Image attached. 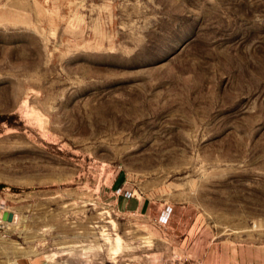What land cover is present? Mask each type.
Returning <instances> with one entry per match:
<instances>
[{
  "label": "rangeland",
  "instance_id": "obj_1",
  "mask_svg": "<svg viewBox=\"0 0 264 264\" xmlns=\"http://www.w3.org/2000/svg\"><path fill=\"white\" fill-rule=\"evenodd\" d=\"M0 204V264H264V0H0Z\"/></svg>",
  "mask_w": 264,
  "mask_h": 264
},
{
  "label": "built area",
  "instance_id": "obj_2",
  "mask_svg": "<svg viewBox=\"0 0 264 264\" xmlns=\"http://www.w3.org/2000/svg\"><path fill=\"white\" fill-rule=\"evenodd\" d=\"M170 213H171V210H164L162 212V214L160 215V217H159L160 218V222L166 223L169 220ZM0 220H2L1 217H0ZM169 264H204V263L201 262V261L190 260V261H178V262L174 261V262H171Z\"/></svg>",
  "mask_w": 264,
  "mask_h": 264
},
{
  "label": "water",
  "instance_id": "obj_3",
  "mask_svg": "<svg viewBox=\"0 0 264 264\" xmlns=\"http://www.w3.org/2000/svg\"><path fill=\"white\" fill-rule=\"evenodd\" d=\"M2 216L4 220L12 221L15 217V214L13 211H4Z\"/></svg>",
  "mask_w": 264,
  "mask_h": 264
},
{
  "label": "crops",
  "instance_id": "obj_4",
  "mask_svg": "<svg viewBox=\"0 0 264 264\" xmlns=\"http://www.w3.org/2000/svg\"><path fill=\"white\" fill-rule=\"evenodd\" d=\"M115 183H116V184H121L122 181H121L120 178L118 177V178H116ZM140 207H142V208L144 207V203H143L142 201H139L138 208H140ZM42 264H44V263H42Z\"/></svg>",
  "mask_w": 264,
  "mask_h": 264
},
{
  "label": "bare ground",
  "instance_id": "obj_5",
  "mask_svg": "<svg viewBox=\"0 0 264 264\" xmlns=\"http://www.w3.org/2000/svg\"><path fill=\"white\" fill-rule=\"evenodd\" d=\"M0 209L2 210V209H4V206H2V204H0ZM167 214V213H166Z\"/></svg>",
  "mask_w": 264,
  "mask_h": 264
}]
</instances>
